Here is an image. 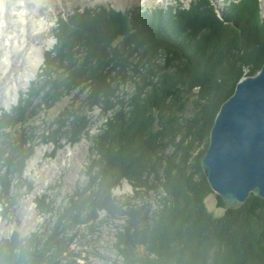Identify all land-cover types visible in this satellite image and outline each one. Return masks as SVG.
<instances>
[{
    "label": "trees",
    "instance_id": "trees-1",
    "mask_svg": "<svg viewBox=\"0 0 264 264\" xmlns=\"http://www.w3.org/2000/svg\"><path fill=\"white\" fill-rule=\"evenodd\" d=\"M99 10L59 21L38 80L0 114L5 193L23 178L38 144L74 145L97 109L106 118L91 138L83 186L61 209L43 196L40 210L54 212L55 222L24 240L1 242L0 264H48L65 253V261L76 263L67 239L103 223L99 210L112 224L124 222L115 226L112 247L121 258L115 264H264V199L251 195L233 210L219 197L226 212L216 216L206 205L213 191L200 164L222 104L264 63L261 1L224 3L222 18L210 0L127 14ZM127 81L133 92L119 99ZM67 97L70 103L51 120L50 111ZM194 144L206 149L194 156ZM145 175L158 183L154 212L139 191L134 204L113 199L111 190L123 179L148 186Z\"/></svg>",
    "mask_w": 264,
    "mask_h": 264
},
{
    "label": "rangeland",
    "instance_id": "rangeland-1",
    "mask_svg": "<svg viewBox=\"0 0 264 264\" xmlns=\"http://www.w3.org/2000/svg\"><path fill=\"white\" fill-rule=\"evenodd\" d=\"M180 1L185 7H188L192 0ZM214 1L218 10L221 11L224 6L223 3L226 0ZM175 3V0H127L126 3L120 5L116 0H43L42 6L40 5L41 7L39 6L35 12L30 11L31 9L29 10V22L31 21V17L34 16L38 19H44L50 27L42 33L32 34V36L28 37L26 43L29 44V46L31 43L32 46L39 48L41 50V57L43 58L44 55L45 61V55L53 50L55 44L57 43V22H59L62 18L69 20V13L73 14L74 8L82 7V9L79 10L80 12H85L83 10L84 8H91L92 11H100L99 7L102 4H105L111 6L112 8L110 9L116 8L126 12L129 9H138V7L141 6L144 9L150 10L155 7H166ZM28 6L30 8L35 7L34 1H30ZM221 16H223V12ZM17 33L21 34V31L18 29ZM32 39L35 40L32 41ZM46 40H52L53 45L50 48H45L43 52V49L37 44H43ZM28 51L29 47L27 48V51L22 54V57H20L19 54H13V63L10 64L9 69L7 71L0 69V114L2 113V109L11 111L13 106L18 104L20 93L26 92L27 94L30 90V84L26 86L28 83L27 78L22 77V88L19 90L18 99L15 102L7 103L9 106L11 105L10 107L3 104V97L7 93L8 89L11 90L8 86L22 71L23 66L25 65L24 63L27 58L26 52ZM139 56L140 54L135 55L136 58ZM0 60H2L1 57ZM42 65L43 64H41V66ZM12 66H15L13 71H11L13 68ZM40 67L36 73L37 75L35 74V81L38 79ZM129 77H132V75ZM127 82L125 84H120V91L118 93L119 99H122L123 97L128 99L127 94L129 95L133 92V85H131L130 82ZM70 99V97L65 98L50 111L49 114L51 120L55 119L58 114L65 107H67L71 101ZM102 112L103 111H101V109H97L94 112L92 126L88 129L87 134L83 136L80 142L74 145H64L63 148H60L59 150H55L53 144H38L35 154L28 164L25 175L21 180H13L12 186L7 193L2 190L0 183V241L11 236L14 232H18L20 239H24L32 232L42 228L46 224L53 225L55 222V218L52 216L54 212L50 214V212L47 211L44 213V216L40 215L41 212L38 205L42 204L40 201L43 200V195H45L44 200L46 203L52 201L54 202V207L61 209L66 205L68 196L73 195L78 187L83 186L86 179L84 176V170L89 162V147L91 145V138L100 131V128L106 121V118L102 117ZM40 113L41 112H39V115ZM42 114L43 113H41V115ZM208 135L207 142L209 144L210 132ZM180 141L181 139L178 138L176 142ZM63 143H65V141H63ZM204 149H206L205 144L199 145L193 155H198L199 152ZM202 173L204 178L203 182L206 181L208 183L203 170ZM198 176L200 177L199 174ZM146 177L150 182L148 183V186H142V188L137 187L140 185L139 182L136 183L135 181H130L129 179H123L120 185L112 188L111 196L113 199L118 201L121 200L125 202L127 200H131L130 204H134L135 202L133 198H136V191H139L142 193V201H145L154 212L157 208L154 186L156 187L158 183L154 180L153 176L147 175ZM145 179L146 178H144V181ZM30 184L32 186H30ZM126 186H128L127 189ZM148 188L152 189L149 190ZM7 197H11L10 201L11 203L13 202L12 205L7 204ZM219 197V195L213 192V194H210L206 199L208 210L213 212L216 216H222L226 212L225 208L219 206ZM99 218L104 219L105 221L101 224L99 222L92 223L91 231L87 230L86 227H83L79 231L73 230L70 237H68L69 239H67L66 243V252L74 251L75 256L73 259L76 261L75 264H115L114 261L119 263L118 259L121 258L114 251L112 244L115 242L116 224H123L124 222L117 220V222L112 224L111 221H106L105 210H99ZM75 234H77V237L72 245L68 247L70 238ZM137 250L141 253L140 255L147 254L143 246H139ZM66 255L67 254L65 253L63 257L65 258ZM64 258L63 261L61 259V264H70L69 262L71 260L65 261ZM120 263L122 264V262Z\"/></svg>",
    "mask_w": 264,
    "mask_h": 264
},
{
    "label": "water",
    "instance_id": "water-1",
    "mask_svg": "<svg viewBox=\"0 0 264 264\" xmlns=\"http://www.w3.org/2000/svg\"><path fill=\"white\" fill-rule=\"evenodd\" d=\"M198 146L192 147L193 154ZM201 166L212 191L228 208L241 209L251 195L264 199V63L255 76L242 78L222 104ZM50 264H61V259Z\"/></svg>",
    "mask_w": 264,
    "mask_h": 264
},
{
    "label": "bare ground",
    "instance_id": "bare-ground-1",
    "mask_svg": "<svg viewBox=\"0 0 264 264\" xmlns=\"http://www.w3.org/2000/svg\"><path fill=\"white\" fill-rule=\"evenodd\" d=\"M30 1H34L35 3V7H32L33 9L28 6V3ZM116 1L120 5L127 2V0H116ZM5 2L7 4L9 0H5ZM42 2L43 0H27L26 6L28 13L30 9H31L30 11L35 12L40 5L42 6ZM26 19L28 20V22L23 26H20L19 28L21 34L16 33L15 36H13L12 40L7 44H5L3 40H0V57L3 61H5L4 64H0V69L5 71H7L10 67V64L13 63L12 55L19 54L20 57H22L23 56L22 54H24L25 51H27V48L29 47V51L26 52L27 58L24 63L25 67L23 66L22 71L13 79L11 84L8 86V88H10L11 90L8 89L7 93L3 97L4 100L3 104L5 105H7V103L15 102L18 99V91L22 88L21 87V84L23 82L22 77L27 78L28 83L26 84V86H28L30 84V81L33 79V77L37 75L36 73L38 72V69L42 64L41 50L39 48H36V46H32L31 43L29 46V44L26 43V40L28 39L29 36H32V34L42 33L50 26L47 24V22L44 19H38L35 18L34 16L31 17L30 22H29V16L26 17ZM33 40L35 39H32V41ZM37 45L40 48H42L44 52L45 48H50L53 45V41L46 40L43 44H37ZM14 67L12 68L11 71H13ZM127 187L128 186H126V189Z\"/></svg>",
    "mask_w": 264,
    "mask_h": 264
},
{
    "label": "clouds",
    "instance_id": "clouds-1",
    "mask_svg": "<svg viewBox=\"0 0 264 264\" xmlns=\"http://www.w3.org/2000/svg\"><path fill=\"white\" fill-rule=\"evenodd\" d=\"M26 3L27 0H9L6 4L5 0H0V40L5 44L12 40L20 26L28 22ZM4 63L5 61L0 60V64Z\"/></svg>",
    "mask_w": 264,
    "mask_h": 264
}]
</instances>
